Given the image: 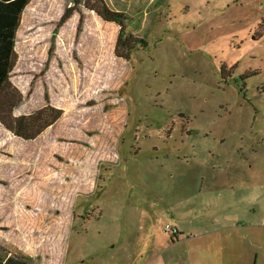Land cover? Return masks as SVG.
<instances>
[{"label":"rangeland","instance_id":"374dc122","mask_svg":"<svg viewBox=\"0 0 264 264\" xmlns=\"http://www.w3.org/2000/svg\"><path fill=\"white\" fill-rule=\"evenodd\" d=\"M107 2L128 14L124 45L85 5L54 36L74 0H31L22 14L13 113L43 107L47 91L63 115L30 141L0 122L3 255L143 264L176 242L167 225L197 234L264 200V0ZM190 236L178 247L206 241ZM165 256L193 264L179 248Z\"/></svg>","mask_w":264,"mask_h":264},{"label":"trees","instance_id":"16d2710c","mask_svg":"<svg viewBox=\"0 0 264 264\" xmlns=\"http://www.w3.org/2000/svg\"><path fill=\"white\" fill-rule=\"evenodd\" d=\"M31 0H0V122L17 137L30 141L38 138L48 127L58 121L63 115V109L55 107L50 100V95L45 92V105L31 113L14 115V110L23 102L24 95L19 88L11 81L12 72L18 62L16 51L17 32L21 25L22 14ZM75 5L66 8L58 21L54 36L59 29L79 11L77 6L85 5L95 11L103 20L114 22L120 26L117 44L124 45L131 37L126 33L125 20L128 14L125 9L112 7L107 0H74ZM84 25V15H80L77 27L76 40L79 39ZM146 43L143 39H140ZM54 42L52 43L48 59L42 70L44 75L50 68L54 58ZM130 50L126 54L119 53L116 49V56L125 60L130 59ZM33 89V87H32ZM179 238V234L175 235ZM0 264H31L28 258L14 254L0 253Z\"/></svg>","mask_w":264,"mask_h":264},{"label":"crops","instance_id":"0c3cea01","mask_svg":"<svg viewBox=\"0 0 264 264\" xmlns=\"http://www.w3.org/2000/svg\"><path fill=\"white\" fill-rule=\"evenodd\" d=\"M260 183H253L248 187L259 189L260 186L258 185H261ZM241 187H238V189H241ZM245 208L251 211L250 217L245 216L244 210L237 207L238 211L236 213L226 214L224 223L214 219L205 231L197 234L185 230L183 225L177 226L180 233L179 238H175L176 242L173 241L169 245L161 246L159 252L144 261L143 264H172L171 262L174 259L169 261V258H166V256L164 258L163 255L169 251L173 252L175 248H179L185 262L190 263L192 261L193 264H244L250 262L251 259H253L254 264H257L259 252L256 246L260 247L261 244H264V236H262L264 234V200L254 198L247 202V206L245 204ZM184 235H191L186 240L205 237L206 241L200 245H182L178 247L181 244L180 242H183L181 237ZM250 244L256 247V250L253 248L254 256L252 255V249L250 255L246 253V246L250 247ZM262 259H264V255ZM28 261L34 264L29 259Z\"/></svg>","mask_w":264,"mask_h":264},{"label":"built area","instance_id":"2783aa9c","mask_svg":"<svg viewBox=\"0 0 264 264\" xmlns=\"http://www.w3.org/2000/svg\"><path fill=\"white\" fill-rule=\"evenodd\" d=\"M166 230H170L169 232L175 236L178 235L180 233L179 228L177 226H171V225H167L166 226Z\"/></svg>","mask_w":264,"mask_h":264}]
</instances>
